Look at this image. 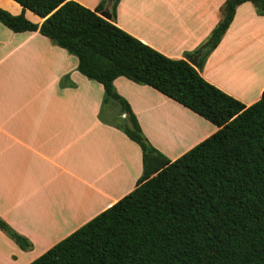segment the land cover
I'll return each instance as SVG.
<instances>
[{
  "label": "crops",
  "instance_id": "crops-1",
  "mask_svg": "<svg viewBox=\"0 0 264 264\" xmlns=\"http://www.w3.org/2000/svg\"><path fill=\"white\" fill-rule=\"evenodd\" d=\"M75 1L96 9L103 0ZM226 1L120 0L111 20L165 55L187 59L223 19ZM0 8L39 24L45 19L15 0H0ZM104 10L111 12L110 3ZM78 65L40 31L16 32L0 22V217L32 242L23 249L0 228V264H29L134 190L143 173L140 145L120 128L128 113L106 103L104 85ZM198 69L246 105L261 98L264 15L252 2L237 7ZM114 85L171 160L219 129L150 85L126 76ZM179 116L196 127L177 126ZM163 128L171 131L170 144Z\"/></svg>",
  "mask_w": 264,
  "mask_h": 264
},
{
  "label": "trees",
  "instance_id": "trees-1",
  "mask_svg": "<svg viewBox=\"0 0 264 264\" xmlns=\"http://www.w3.org/2000/svg\"><path fill=\"white\" fill-rule=\"evenodd\" d=\"M45 18L39 24L0 8L16 32L40 31L79 58L78 69L105 88L128 113L120 128L143 153L137 186L29 264H264V90L246 105L199 72L218 46L237 7L247 1L264 15V0H227L224 17L202 52L199 67L171 58L75 0H15ZM192 54V55H194ZM126 76L150 85L219 126L175 160L145 135L114 85ZM0 228L21 248L32 242L0 217Z\"/></svg>",
  "mask_w": 264,
  "mask_h": 264
},
{
  "label": "bare ground",
  "instance_id": "bare-ground-1",
  "mask_svg": "<svg viewBox=\"0 0 264 264\" xmlns=\"http://www.w3.org/2000/svg\"><path fill=\"white\" fill-rule=\"evenodd\" d=\"M243 72V71H242ZM242 74V73H241ZM243 74H244V72H243ZM242 74V75H243ZM244 76H245V74H244ZM236 80L237 79H239V78H241L242 79V77H234ZM233 78V79H234ZM238 81V80H237ZM180 117V119H182V123H180V126H193V127H196V122H194V120H191L190 118H184V117H182V116H179ZM191 120V121H190ZM162 132H163V135L165 136V142L167 143V144H170L171 143V141L173 140L172 139V137H171V131L170 132H168V130H165V128H163V130H162Z\"/></svg>",
  "mask_w": 264,
  "mask_h": 264
},
{
  "label": "water",
  "instance_id": "water-1",
  "mask_svg": "<svg viewBox=\"0 0 264 264\" xmlns=\"http://www.w3.org/2000/svg\"><path fill=\"white\" fill-rule=\"evenodd\" d=\"M100 14L105 17L106 19L108 20H111L112 19V14L110 11H107V10H104V11H101ZM202 56V53H198L192 57H188L187 60L192 64L194 65L195 67H199V63H200V58Z\"/></svg>",
  "mask_w": 264,
  "mask_h": 264
},
{
  "label": "rangeland",
  "instance_id": "rangeland-1",
  "mask_svg": "<svg viewBox=\"0 0 264 264\" xmlns=\"http://www.w3.org/2000/svg\"><path fill=\"white\" fill-rule=\"evenodd\" d=\"M189 53H191V52H189ZM198 53H202V52H198ZM198 53H197V54H198ZM195 55H196V54H195ZM205 59H206V58H205ZM205 59H204V61H205ZM204 61H203V62H204ZM249 62H251V63H252V62H253V60H252V59H250V61H249ZM249 62H247V63H249ZM181 121H182V119H180V117H179V124H177V126H180V123H182ZM164 139H165V136H164ZM181 149H182V148H181ZM181 149H180V150H181Z\"/></svg>",
  "mask_w": 264,
  "mask_h": 264
}]
</instances>
